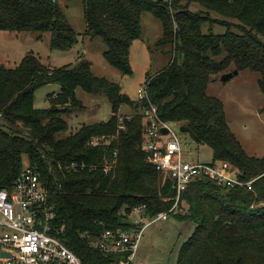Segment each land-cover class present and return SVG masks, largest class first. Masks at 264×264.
Returning a JSON list of instances; mask_svg holds the SVG:
<instances>
[{
    "label": "trees",
    "instance_id": "trees-1",
    "mask_svg": "<svg viewBox=\"0 0 264 264\" xmlns=\"http://www.w3.org/2000/svg\"><path fill=\"white\" fill-rule=\"evenodd\" d=\"M83 2L86 34L101 38L104 58L122 75L133 74L129 47L141 34L142 13L158 18L163 34L156 44H173L172 60L145 82L158 117L178 123L196 144L209 147L210 161H228L243 179L258 177L251 191L206 178L188 184L170 214L194 225L176 264H264V206L260 204L264 202V156L244 150L229 127L222 101L206 94L207 84L230 67L257 72L264 94V0ZM214 23L226 26L225 33L213 34ZM204 25L209 27L207 33L202 31ZM0 31L49 32L52 49H67L77 41L55 0H0ZM45 84H57L59 92L48 96V108H36L35 90ZM79 87L104 92L111 116L60 138L57 134L67 128L66 118L83 108L75 96ZM123 105L132 108L131 115L119 114ZM143 108L119 84L93 74L91 62L82 56L56 69L31 52L14 68L0 65V188L13 183L23 157L35 164L50 189L60 237L82 264H109L117 259L96 251L83 234L128 229L133 226L128 215L134 207L145 205L153 217L175 202L169 175L151 165L142 148ZM93 137L107 142L88 145ZM71 160L92 168L58 169V164Z\"/></svg>",
    "mask_w": 264,
    "mask_h": 264
},
{
    "label": "rangeland",
    "instance_id": "rangeland-1",
    "mask_svg": "<svg viewBox=\"0 0 264 264\" xmlns=\"http://www.w3.org/2000/svg\"><path fill=\"white\" fill-rule=\"evenodd\" d=\"M55 1L62 18L76 34L77 41L67 49H52L49 32L0 31V65L14 68L28 52H31L37 55L42 63L56 69L69 66L82 56L91 62L93 74L119 84L122 92L133 102H137L138 89L144 85L148 76L161 71L172 60L173 44H156V40L163 34L161 21L152 13L144 12L140 20L141 34L129 47V62L133 74L122 75L104 58L105 45L101 38L97 36L91 38L86 34L83 0ZM195 8L197 7H193ZM212 16L220 18L214 13ZM208 28L204 25L202 31L207 33ZM226 28L214 23L211 32L221 35L225 33ZM231 30L237 32L233 26ZM231 70L232 67L228 69L229 72ZM223 74L207 84L206 94L222 101L229 127L244 150L249 155L262 157L264 156V94L257 84L258 73L241 70L226 81L221 78ZM58 92L57 84L38 87L35 90L34 106L40 109L48 108L50 106L48 96ZM75 96L82 102L83 108L74 110L66 118L67 128L57 134L60 138L77 130L83 124L105 121L111 116V104L104 92H87L79 87L75 90ZM131 111L130 106L123 105L119 109V114L125 116L124 113ZM169 126L178 138L183 159L202 162L211 160L212 153L209 147L196 144L187 132L180 131L178 123L172 122ZM99 141L107 142V139L99 138ZM22 164H28L26 157L22 158ZM131 217L135 218L136 215L132 214ZM193 228L192 223L179 221L173 216L167 220L150 222L142 230L135 261L138 264H176L179 249Z\"/></svg>",
    "mask_w": 264,
    "mask_h": 264
},
{
    "label": "built area",
    "instance_id": "built-area-1",
    "mask_svg": "<svg viewBox=\"0 0 264 264\" xmlns=\"http://www.w3.org/2000/svg\"><path fill=\"white\" fill-rule=\"evenodd\" d=\"M138 100L144 104L142 148L148 162L169 175L175 190V202L169 210L160 211L153 217L146 213L145 205L134 207L128 215V222L133 226L128 229H104L98 234H83L96 251L105 256H117L109 264H138L135 256L144 226L153 221L167 220L190 182L206 178L227 188L251 191L258 178H241L239 171L228 161L183 159L178 138L169 126L171 122L158 117L156 106L149 100L146 83L138 89ZM162 127L167 129V133H161ZM98 143L102 142L93 137L87 144L93 146ZM91 168L88 163L76 160L58 164V169L66 172ZM104 169H109L106 164ZM49 197L50 189L41 180L35 164L23 165L13 183L0 188V264H82L60 237L55 205ZM260 204L264 206V202ZM132 214L136 217H131Z\"/></svg>",
    "mask_w": 264,
    "mask_h": 264
},
{
    "label": "water",
    "instance_id": "water-1",
    "mask_svg": "<svg viewBox=\"0 0 264 264\" xmlns=\"http://www.w3.org/2000/svg\"><path fill=\"white\" fill-rule=\"evenodd\" d=\"M238 72H239L238 70L234 69L230 72L224 73L221 78L223 81L229 80L232 77H234L235 75H237ZM180 131H184V127L180 126ZM161 133H163V134L167 133V129L165 127H162Z\"/></svg>",
    "mask_w": 264,
    "mask_h": 264
},
{
    "label": "crops",
    "instance_id": "crops-1",
    "mask_svg": "<svg viewBox=\"0 0 264 264\" xmlns=\"http://www.w3.org/2000/svg\"><path fill=\"white\" fill-rule=\"evenodd\" d=\"M124 114H125V115H126V114H128V115H131V114H132V111H131V112H129V113H124ZM124 114H123V115H124Z\"/></svg>",
    "mask_w": 264,
    "mask_h": 264
}]
</instances>
